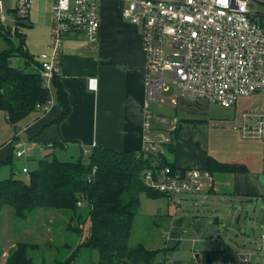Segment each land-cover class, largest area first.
Instances as JSON below:
<instances>
[{"label": "crops", "instance_id": "crops-1", "mask_svg": "<svg viewBox=\"0 0 264 264\" xmlns=\"http://www.w3.org/2000/svg\"><path fill=\"white\" fill-rule=\"evenodd\" d=\"M252 1L264 8V0ZM54 2L34 0L30 16L20 28L25 35V47L38 62L40 55L49 50ZM15 4L16 0H4L6 24L12 27L15 16L9 11L15 8ZM127 5L126 0L100 1L101 26L94 45L91 46L80 33L71 34L65 39L60 50L58 75L68 94L71 112L63 122L56 123L62 113L57 103L49 112L33 113L17 126L10 124L5 113L0 111V175H10L9 178L16 175V160H21L19 165L30 161L39 163L42 159L39 155L53 151V147L72 150L79 158L90 154L94 147L122 152H138L143 148L146 58L141 28L124 17ZM259 16L258 19L264 18V12ZM90 78L96 79L95 89L89 87ZM247 102L248 108L254 111L263 108L262 97L243 101L236 109L230 110L232 116L226 118L225 124H220L218 131L212 132L203 141L196 139L193 133L183 134L187 131L176 126L178 118L176 120L166 109L154 108L151 117L153 134L165 133L171 138V147H164V150L167 158L172 156L168 160L178 168L205 170L208 160L212 158L222 163L240 164L247 169L242 173L216 172L213 175L216 189L207 188L199 194L194 204L198 207L210 203L208 213L200 211L196 216H181L178 210L183 201L178 200L175 214H168L171 224L165 247L179 248L184 240L195 239L197 244L203 246V260L199 259V264H207L208 261L209 264H233L225 261L223 251L226 246L231 247L234 254L247 255L250 264L254 259L257 264H264V225L260 223L264 209V140L245 136L234 129L240 123L242 106ZM166 103L174 106L170 100H166ZM198 103L214 104L208 100L181 99L175 107L184 112ZM20 150L23 154L17 156ZM6 166H10V170ZM24 169L28 172H24ZM22 172L29 173L28 167L23 165ZM245 203H248L251 211L254 210L255 215H259V226L255 223L247 227L246 224L240 225V211ZM235 222L239 226L236 237L242 238L244 249H235L221 240L222 228L228 231ZM258 231H261L260 240L255 233ZM217 233L218 239L213 240ZM186 235L189 237L186 238ZM220 241V245L216 244ZM208 244H211L210 248Z\"/></svg>", "mask_w": 264, "mask_h": 264}, {"label": "built area", "instance_id": "built-area-1", "mask_svg": "<svg viewBox=\"0 0 264 264\" xmlns=\"http://www.w3.org/2000/svg\"><path fill=\"white\" fill-rule=\"evenodd\" d=\"M34 0H16L15 11L22 21L30 16ZM101 0H55L49 50L40 55V74L50 98L36 109L49 112L56 104L53 80L65 39L84 35L90 45L97 42L101 26ZM124 17L141 28L146 58V120L141 152H164L171 138L154 135L153 108L166 102V94L177 106L181 99L208 100L225 109H236L243 101L262 97L263 108H244L234 129L245 136L264 140V22L255 19L251 0H126ZM255 21H254V20ZM0 21L7 23L4 0ZM15 18L14 27H16ZM96 88V79H89ZM21 156L23 151H17ZM88 154V151L86 152ZM24 172H28L24 169ZM144 180L155 191L177 203L179 194H201L216 189L209 170L173 169L170 166L146 171ZM218 233L213 240L218 239ZM263 253H264V234ZM243 262L247 255L235 253Z\"/></svg>", "mask_w": 264, "mask_h": 264}, {"label": "trees", "instance_id": "trees-1", "mask_svg": "<svg viewBox=\"0 0 264 264\" xmlns=\"http://www.w3.org/2000/svg\"><path fill=\"white\" fill-rule=\"evenodd\" d=\"M9 12L14 13L17 21L14 29L0 21V37L10 44L0 52V111L5 113L10 124L17 126L31 114L40 112L36 109L37 104L46 102L51 94L43 86L41 63L25 47V35L20 31L24 21L18 18L15 9ZM258 20L264 22V18ZM14 39L20 41L18 46H13ZM17 55L24 59L25 70L12 66L11 60ZM53 94L62 108L56 120L60 124L69 116L71 105L59 75L53 80ZM164 147H171V143H165ZM54 149L56 147L39 161L36 170L30 173L29 182L16 178V175L0 180V222L6 206H12L21 219H26L36 210L58 209L71 213L72 222L68 223L67 229L80 234L85 214L81 209L87 207L86 218L91 223L89 236L68 259L57 264H73L83 249L97 250L98 264H166L165 260L157 261L159 254L175 250L178 246L149 249L142 243L130 244L142 195L166 197L150 188L144 180L146 171L150 169L161 166L177 168L168 160L166 151L122 152L94 147L90 154L75 161H60ZM50 155L54 158L51 159ZM205 170L213 175L216 172L233 174L247 171L243 165L222 163L212 158ZM73 221H77V225H73ZM34 248L37 246L18 243L6 264H37L28 254ZM223 254L227 263L250 264L237 259L229 246L225 247Z\"/></svg>", "mask_w": 264, "mask_h": 264}, {"label": "rangeland", "instance_id": "rangeland-1", "mask_svg": "<svg viewBox=\"0 0 264 264\" xmlns=\"http://www.w3.org/2000/svg\"><path fill=\"white\" fill-rule=\"evenodd\" d=\"M253 15L256 18L260 17L264 8L257 2L252 1L250 6ZM7 15V11L5 12ZM254 20V19H253ZM255 21V20H254ZM21 31V30H20ZM20 41L14 39L13 46H18ZM10 47V44L2 37H0V52ZM14 68L25 70V61L20 56H14L11 60ZM165 100H169L167 95H164ZM165 102L157 107L158 110H168L173 117L178 118L177 127L187 131L190 135L194 134L196 139L203 141V138L209 137L210 134L218 131V128L225 124L226 118L232 116L230 109L221 108L216 104H193L191 108L182 112L175 106H169ZM249 106V103H244L243 108ZM153 108V111H154ZM221 124V125H220ZM176 127V128H177ZM56 158L60 161H75L79 157L72 153V150H55ZM50 152L43 153L39 156L43 159ZM51 159L54 157L49 156ZM171 160L172 156H168ZM24 160V159H23ZM21 161V160H19ZM15 161L16 178L29 182L30 173L38 167V161H30L27 163H20ZM18 165L20 167H18ZM25 165L29 169V173L22 172V166ZM10 170V166H6ZM8 176L0 175V180L9 178ZM222 192V191H221ZM199 194H179L176 199L183 201L179 215H195L200 211L208 213L211 207L210 203L207 206L200 204L195 206L196 198ZM244 208H241L240 225L251 226L252 223L259 226L258 217L254 210H250L248 203H245ZM176 204L168 201L165 197H158V199H150L146 195L141 197V205L138 209L136 217L134 232L130 240L132 246L144 244L149 249L165 248L167 241V230L171 224V216L169 213L175 214ZM84 219L82 222V231L80 234L67 229L69 222H72V215L68 211L58 209H40L31 212L26 219H21L16 215L15 209L12 206H6L1 213L0 222V264H6L8 256L16 248L18 243L26 242L30 245H36L37 248L29 250V257L37 264H57L68 259L73 252L78 248L79 244L87 238L90 234V220L86 218L88 212L87 207L81 209ZM239 215V214H238ZM255 217V219H254ZM255 220V222L253 221ZM73 225H77V221H73ZM239 229L237 222L229 226L228 231L225 228L221 230V240H224L235 249H244L242 238L236 237V232ZM191 232L188 234L190 235ZM258 234L260 240L261 231L255 232ZM254 234V233H253ZM189 237L186 235V238ZM220 242L216 244L220 245ZM209 248L211 244L209 245ZM215 246V245H212ZM203 246L195 242V239L184 240L181 246L175 250L161 252L157 261L165 260L166 264H199V259L203 260L202 256ZM200 257L198 258V255ZM99 252L97 250L83 249L73 264H98ZM252 264H257L253 260Z\"/></svg>", "mask_w": 264, "mask_h": 264}, {"label": "water", "instance_id": "water-1", "mask_svg": "<svg viewBox=\"0 0 264 264\" xmlns=\"http://www.w3.org/2000/svg\"><path fill=\"white\" fill-rule=\"evenodd\" d=\"M260 223L262 225H264V209H263V212H262L261 217H260ZM198 258H199V256H198Z\"/></svg>", "mask_w": 264, "mask_h": 264}]
</instances>
